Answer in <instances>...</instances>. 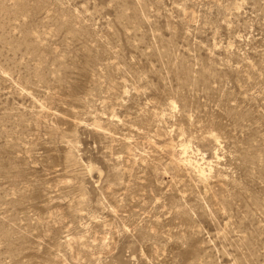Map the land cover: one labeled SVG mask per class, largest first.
I'll list each match as a JSON object with an SVG mask.
<instances>
[{"label":"rangeland","instance_id":"374dc122","mask_svg":"<svg viewBox=\"0 0 264 264\" xmlns=\"http://www.w3.org/2000/svg\"><path fill=\"white\" fill-rule=\"evenodd\" d=\"M0 264H264V0H0Z\"/></svg>","mask_w":264,"mask_h":264}]
</instances>
